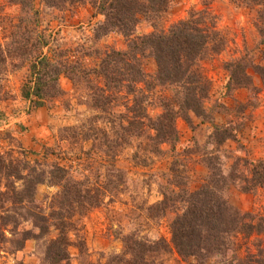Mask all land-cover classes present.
<instances>
[{
	"label": "trees",
	"instance_id": "trees-1",
	"mask_svg": "<svg viewBox=\"0 0 264 264\" xmlns=\"http://www.w3.org/2000/svg\"><path fill=\"white\" fill-rule=\"evenodd\" d=\"M28 2L17 1L20 5ZM52 2L54 7L60 2L70 7L89 4L102 17L94 28L95 40L117 33L126 41L124 50L103 52L94 68L68 62L63 56V61L54 63L50 55L35 54L30 65L32 85L24 84L21 88L20 96L32 101L33 107H41L47 98L63 94L57 85L61 74L71 81L74 89L85 91L87 106L94 116L65 131L71 133V138L91 142L86 154L109 152L114 159L117 149L130 146L133 139L146 140L149 151L157 153L162 144L173 148L177 143V119L190 128L193 117L200 123L212 120L208 103L214 95L213 86L202 63L220 54L226 39L217 29L218 19L208 7L190 10L184 19L165 29L162 17L172 0ZM230 2L248 9L258 8L255 26L264 46V0ZM142 22L153 30L136 35L135 30ZM36 40L35 44L41 48L45 45L41 36ZM249 57L245 52L224 64L227 73L224 95L238 89H253L252 73L258 76L264 89V65L252 63ZM148 61L155 67L153 72L146 69ZM149 107L157 109L158 114L150 116ZM229 126V123L213 126L216 146L227 141L238 142L237 130ZM215 161L217 158L204 160L208 176L196 191L182 189L176 183L169 195L162 194L163 200L149 207L156 209L158 216L174 211L169 240L138 238L133 234L123 237L124 251L120 258L125 264H161L155 258L170 250L182 260L194 257L198 264H264V254L256 258L257 254L246 248L241 255L233 243L236 236L246 239L264 234V220L241 213L224 196L231 186H237L244 194L264 188V160L253 161L247 176L238 173L235 164L224 174ZM13 163L0 154V208L5 201L10 204L0 214V244L9 242L15 250H20L26 240L33 239L43 246L41 264H71L68 247L73 245L84 254L85 245L82 241L72 243L69 234L77 230L78 219L101 204L93 194V187L73 180L66 168L55 165L48 182L59 191L51 196L48 207L42 209L35 196L37 187L46 181V172L37 165ZM109 169L112 174L120 173L116 165ZM23 222L30 223L32 228L19 231ZM51 228L55 235L49 237ZM228 251L232 253L230 256Z\"/></svg>",
	"mask_w": 264,
	"mask_h": 264
},
{
	"label": "rangeland",
	"instance_id": "rangeland-1",
	"mask_svg": "<svg viewBox=\"0 0 264 264\" xmlns=\"http://www.w3.org/2000/svg\"><path fill=\"white\" fill-rule=\"evenodd\" d=\"M17 1L0 0V154L6 161L13 160V164L37 165L46 172V181L37 187L35 196L42 209L48 207L51 196L59 191L48 182L55 165L66 168L73 180L93 187V194L101 204L78 219L77 230L70 232L72 243L82 241L85 245L84 254L73 245L68 247L71 264H125L120 258L124 251L123 237L131 234L138 238L169 240L174 211L158 216L156 209L149 207L162 201V194L169 195L176 183L188 191L200 188L208 176L204 162L207 158H217L216 166L224 174L235 164L238 173L246 176L253 161L264 160L261 81L252 73L253 89H238L224 95L223 87L227 78L224 64L231 59L247 52L252 63L264 65V46L255 26L258 8L240 7L230 0H172L162 17L165 29L184 19L190 10L208 7L217 17V29L226 39L224 50L202 63L213 86L214 95L208 103L212 120L200 123L193 117V128H190L182 119H177L178 141L173 148L162 144L157 153L150 152L146 140L133 139L130 146L118 148L112 159L109 152L86 154L91 142L71 138V133L65 131L94 116L87 106L85 91L74 89L66 76L61 74L57 81L63 94L47 98L41 107H33V102L24 100L20 91L24 84L32 85L30 65L35 54L50 55L54 63L63 61V56L68 62L94 68L103 52L124 50L125 39L111 33L95 40L94 28L102 17L89 4L70 7L60 2L54 7L53 0H29L23 5ZM152 30L148 23L142 22L135 34ZM39 36L45 44L42 48L35 44ZM146 69L148 72L155 69L151 61L146 63ZM158 112L154 107L148 109L152 117ZM226 123L237 130L238 142L227 141L216 146L213 126ZM111 165H116L120 173L112 174ZM224 196L241 213L264 220V188L244 194L237 186H231ZM8 207L10 204L5 201L0 214ZM31 228L30 223L23 222L19 231ZM54 235L51 228L49 237ZM6 236L10 237L7 232ZM233 240L234 248L241 255L246 248L257 254L256 258L264 254V234L246 239L236 236ZM14 248L9 242L0 244V264H41V242L29 239L20 250ZM155 261L198 264L194 257L182 260L171 250L159 254Z\"/></svg>",
	"mask_w": 264,
	"mask_h": 264
}]
</instances>
